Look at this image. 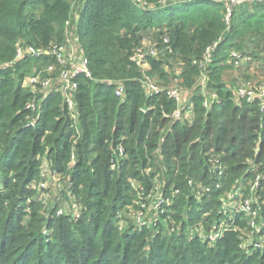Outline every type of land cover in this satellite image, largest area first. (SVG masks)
I'll return each instance as SVG.
<instances>
[{"label": "trees", "instance_id": "16d2710c", "mask_svg": "<svg viewBox=\"0 0 264 264\" xmlns=\"http://www.w3.org/2000/svg\"><path fill=\"white\" fill-rule=\"evenodd\" d=\"M74 27L90 71L76 78L75 116L61 91L24 85L36 66L57 71L56 56L17 57L19 46L67 43ZM166 38L173 53L149 56L146 70L132 60ZM232 51L264 84V3L236 6L228 21L216 0H0V264H264L254 245L264 241V108L225 80L241 66ZM145 75L162 90L148 93ZM176 79L192 92L190 117H172ZM45 163L67 183L49 202ZM252 195L256 218L239 207ZM146 206L155 215L123 226L124 210Z\"/></svg>", "mask_w": 264, "mask_h": 264}, {"label": "built area", "instance_id": "2783aa9c", "mask_svg": "<svg viewBox=\"0 0 264 264\" xmlns=\"http://www.w3.org/2000/svg\"><path fill=\"white\" fill-rule=\"evenodd\" d=\"M216 1H223L226 4L227 8V19L230 21L231 15L233 13V9L238 6L242 5L244 3H264V0H216ZM142 3V2H140ZM68 25L70 26L71 23L68 21ZM77 27H74V29H70L68 33L67 43L63 44H56L51 48L47 49H41V48H35L34 46H19L17 57L22 58L24 55H34V56H42L43 54H53L56 56L58 63H59V76L57 78H51L47 77H40L38 75H34L31 77V86L32 88L36 89L41 88L42 91L50 90L52 88H55L58 91H61L67 101V104L69 108L73 111L74 116L76 115V100H75V94L78 89V82L76 81V78L79 75L86 74L90 75V71L88 68V60L85 54V49L81 47L80 45V38L77 34ZM166 46L163 47V49H160L158 47H152V46H144L138 48L135 53L132 55V60L136 62L139 66H141L144 70H146L149 66L148 64V57L149 56H157L161 52H169L173 53V49L170 46V39H165ZM217 47V43L214 44V46L209 47L204 54L203 59L200 61H195L199 64V66L202 68L205 66L206 63L211 61L212 53L214 49ZM231 57L235 59L236 65H241L245 61L250 59H245L241 54H239L236 51L231 52ZM201 86L203 88V91L206 92V77L203 76L201 78ZM143 85L146 88L148 93L152 92H159L162 89L160 86H158L153 79H151L149 76L145 75V78L143 80ZM186 90L184 87L179 83V80L176 79L174 84L167 89V93L171 98H174L179 105V108L173 113L172 117L174 119H181L183 117V109H184V93ZM238 95L242 98H246L248 101L253 100L256 97H259L262 101V108H264V84L256 85L255 82H245L241 86H239ZM124 93V88L122 84L118 85L116 87V94L119 96H122ZM216 97V95H213ZM210 97L205 101L206 106H210ZM32 110L37 109V104L35 102H32L29 105ZM35 124V122H33ZM120 151L123 152V148L120 147ZM73 159H75V155L72 156ZM216 169L222 171V163L220 160L215 159L214 160ZM46 168L50 170L49 163L44 164L43 169V178L44 181L41 182V186L46 188V180H47V174H46ZM51 171V170H50ZM49 171V172H50ZM55 174V173H54ZM56 175V174H55ZM260 185V177L256 179L255 182L251 185V191L254 193L255 189ZM255 197L252 195L249 198L245 199L242 204L239 205V207L247 212L252 214L254 218H256V212L252 209V203L254 202ZM63 213V210L60 209L58 211V214ZM145 214V211L139 212L137 216V222L139 224H143V219L141 215ZM252 225H255L254 222H252ZM221 232H212L210 233L209 237L212 240H216ZM256 247H260L264 245V241H256L254 243Z\"/></svg>", "mask_w": 264, "mask_h": 264}, {"label": "rangeland", "instance_id": "374dc122", "mask_svg": "<svg viewBox=\"0 0 264 264\" xmlns=\"http://www.w3.org/2000/svg\"><path fill=\"white\" fill-rule=\"evenodd\" d=\"M75 11H76V6H75ZM167 69L169 71H171L172 73H176L179 74V70H180V65L178 64V62L176 60H172L170 61V64L167 65ZM59 68L56 69L53 66H45L42 67L41 69H39V67H34L32 69L31 74L28 75V77L26 78V80L24 81V85L26 87H30L32 88V86L30 85L31 83V77H33L34 75H38L41 78L43 77V72L46 71L47 73L51 74V78H57L59 76ZM263 77V73L262 71H260V69L256 66V65H251V66H246V65H241L240 67H234L232 69H230L229 71L226 72L225 75V80L227 82H229L230 85H232L235 89L238 88V86H240L243 82H247L249 80H253L255 83H258L259 79H262ZM264 79V78H263ZM34 91H36L38 88L34 89L32 88ZM191 95L192 92L190 90H186V92L184 93V108L186 109V113L184 116L190 117L192 115V109H191ZM189 108V109H188ZM50 170H48V168H46V174H47V180H46V188H48L49 190L45 191H40L39 192V198L49 202L53 201L54 198L56 197V195H58L59 191H61L63 188L67 187L66 186V178L65 177H60L58 175H55L54 173H52ZM67 205H69V203H66V207ZM71 205V204H70ZM231 206H236L235 203L231 202ZM69 207V206H68ZM150 206H146L145 207V214L141 215L142 218L145 219V216H153L155 215V212H153V207ZM120 216L123 217V226H127L129 224H133L134 222H136V214L134 212H131L130 209L128 210H124ZM143 219V220H144ZM206 233L203 231L202 232V236H204ZM252 238V239H251ZM250 239H246V244H252V242L255 241L254 237H251ZM261 240V239H259Z\"/></svg>", "mask_w": 264, "mask_h": 264}, {"label": "water", "instance_id": "95a60500", "mask_svg": "<svg viewBox=\"0 0 264 264\" xmlns=\"http://www.w3.org/2000/svg\"><path fill=\"white\" fill-rule=\"evenodd\" d=\"M145 111L143 110L142 111V123H141V126H140V130H142L143 126H144V123H145Z\"/></svg>", "mask_w": 264, "mask_h": 264}]
</instances>
